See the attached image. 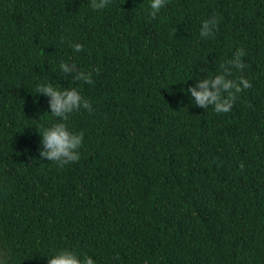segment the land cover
<instances>
[{
  "label": "trees",
  "instance_id": "trees-1",
  "mask_svg": "<svg viewBox=\"0 0 264 264\" xmlns=\"http://www.w3.org/2000/svg\"><path fill=\"white\" fill-rule=\"evenodd\" d=\"M149 2L0 0L8 264H47L65 247L96 264H264V0H166L156 17ZM211 15L214 35L201 38ZM238 48L246 67L234 75L250 87L227 113L194 106L182 88ZM61 59L92 83L61 74ZM47 81L79 88L93 108L71 114L84 139L62 166L38 153L37 128L54 119L36 93Z\"/></svg>",
  "mask_w": 264,
  "mask_h": 264
},
{
  "label": "clouds",
  "instance_id": "clouds-1",
  "mask_svg": "<svg viewBox=\"0 0 264 264\" xmlns=\"http://www.w3.org/2000/svg\"><path fill=\"white\" fill-rule=\"evenodd\" d=\"M108 4L109 0H90L89 6L93 10H102ZM164 7H166V0H150L148 5L149 16L156 17ZM218 23L219 17L216 15H211L203 20L199 27V36L201 38L213 36ZM69 47L73 53H79L84 45L74 41ZM244 55V49H236L231 59L220 66V70L201 78H195L194 82L189 84L187 88H182L191 103L204 110L210 107L215 113H227L238 99L239 94L250 87L248 79L242 75L238 77L234 75V70L242 72L246 67L242 59ZM58 69L61 74L71 73L72 79L75 81L92 83L93 73L78 69L75 62L61 59L58 63ZM36 93L47 97L48 108L50 109L47 112L54 118L46 126L37 128L40 136L39 144L41 145L38 148L39 157L61 166L79 160V149L83 143L84 133L83 131L72 130L68 121L71 114L81 109L92 112L91 102L82 95L79 88L61 87L51 81L39 83L36 87ZM46 257L47 264H96L92 256H81L69 247L54 249ZM0 264H8V259L3 254H0Z\"/></svg>",
  "mask_w": 264,
  "mask_h": 264
}]
</instances>
